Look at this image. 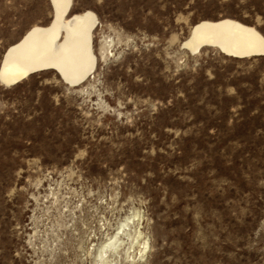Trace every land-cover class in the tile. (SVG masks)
Wrapping results in <instances>:
<instances>
[{
  "label": "rangeland",
  "instance_id": "1",
  "mask_svg": "<svg viewBox=\"0 0 264 264\" xmlns=\"http://www.w3.org/2000/svg\"><path fill=\"white\" fill-rule=\"evenodd\" d=\"M86 9L84 82L0 83V264H264V54L182 46L201 19L264 36V0H72ZM50 12L0 0V58Z\"/></svg>",
  "mask_w": 264,
  "mask_h": 264
},
{
  "label": "bare ground",
  "instance_id": "2",
  "mask_svg": "<svg viewBox=\"0 0 264 264\" xmlns=\"http://www.w3.org/2000/svg\"><path fill=\"white\" fill-rule=\"evenodd\" d=\"M49 2V21L30 26L4 49L0 58L2 85H13L38 71L53 70L65 84L77 86L93 73L97 58L92 39L97 16L89 9L71 13L72 0ZM182 46L191 53L214 47L223 55L242 58L253 53L263 55L264 36L255 27L233 18L201 19L190 26ZM116 239L115 235L101 245L99 258Z\"/></svg>",
  "mask_w": 264,
  "mask_h": 264
},
{
  "label": "water",
  "instance_id": "3",
  "mask_svg": "<svg viewBox=\"0 0 264 264\" xmlns=\"http://www.w3.org/2000/svg\"><path fill=\"white\" fill-rule=\"evenodd\" d=\"M254 55H257V54H256V53L251 54V56H254ZM21 79H23V77H22ZM21 79L15 81L13 84L17 83V82L20 81ZM11 85H12V84H11Z\"/></svg>",
  "mask_w": 264,
  "mask_h": 264
}]
</instances>
